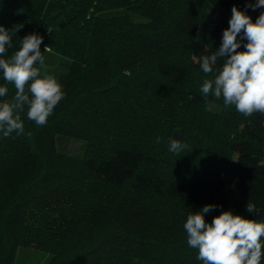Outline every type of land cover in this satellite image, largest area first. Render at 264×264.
Here are the masks:
<instances>
[{
    "label": "trees",
    "instance_id": "16d2710c",
    "mask_svg": "<svg viewBox=\"0 0 264 264\" xmlns=\"http://www.w3.org/2000/svg\"><path fill=\"white\" fill-rule=\"evenodd\" d=\"M255 2L0 0L13 41L0 58L33 33L43 56L47 46L67 58L54 76L65 98L47 124L25 107V133H0V264H21L25 245L49 252L47 264H202L189 214L216 205L207 223L229 210L264 221V114L222 98L209 111L200 93L214 74L199 57L220 47L234 5L255 21ZM0 86V101L14 96L2 70ZM57 136L80 139L82 155L59 152ZM170 137L188 148L170 152Z\"/></svg>",
    "mask_w": 264,
    "mask_h": 264
},
{
    "label": "clouds",
    "instance_id": "9594fccd",
    "mask_svg": "<svg viewBox=\"0 0 264 264\" xmlns=\"http://www.w3.org/2000/svg\"><path fill=\"white\" fill-rule=\"evenodd\" d=\"M246 8L253 11L264 8V0L246 4ZM231 13L220 47L210 55L199 57L202 72L214 74L212 79L203 81L200 93L209 111L218 108L216 101L222 98L225 108L234 106L244 116L264 114V12L255 21L235 5ZM11 32L0 26V57H4L12 47ZM42 43L40 35L28 34L10 58H0L3 78L6 84L15 88L11 99L0 101V133L5 138L13 133L17 136L25 133L21 117L25 107L27 119L42 127L65 98L58 80L41 71L45 64L40 47ZM242 44L244 50L238 51ZM48 50L46 46L44 51ZM221 58L223 63L218 67ZM8 94L9 88L0 86V98ZM159 142L160 137H157L156 143ZM168 147L170 152L179 155L188 145L170 137ZM215 207L205 205L202 210L189 214L183 225L188 246L198 250L197 260L202 264H262L264 221L234 215L229 210L207 223L204 214ZM246 211L257 212L256 205L249 202Z\"/></svg>",
    "mask_w": 264,
    "mask_h": 264
},
{
    "label": "rangeland",
    "instance_id": "374dc122",
    "mask_svg": "<svg viewBox=\"0 0 264 264\" xmlns=\"http://www.w3.org/2000/svg\"><path fill=\"white\" fill-rule=\"evenodd\" d=\"M44 60L45 64L41 71L49 75L55 76L66 68L67 58L53 51H46ZM55 143L59 152L70 154L72 157L82 155L84 150L83 142L72 137L57 136ZM200 143H202L201 148L206 149V143L202 141ZM49 255L45 250L25 245L17 247L14 257L15 261L21 264H47Z\"/></svg>",
    "mask_w": 264,
    "mask_h": 264
},
{
    "label": "water",
    "instance_id": "95a60500",
    "mask_svg": "<svg viewBox=\"0 0 264 264\" xmlns=\"http://www.w3.org/2000/svg\"><path fill=\"white\" fill-rule=\"evenodd\" d=\"M60 24H62V21L60 22Z\"/></svg>",
    "mask_w": 264,
    "mask_h": 264
}]
</instances>
